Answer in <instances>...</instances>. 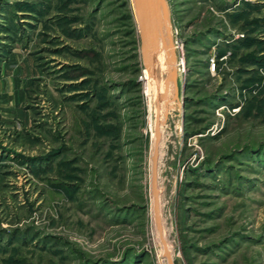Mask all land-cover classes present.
<instances>
[{"label":"rangeland","instance_id":"374dc122","mask_svg":"<svg viewBox=\"0 0 264 264\" xmlns=\"http://www.w3.org/2000/svg\"><path fill=\"white\" fill-rule=\"evenodd\" d=\"M164 3L161 77L172 55L176 76L157 171L174 264H264V0ZM4 62L0 264H166L132 0H0Z\"/></svg>","mask_w":264,"mask_h":264},{"label":"bare ground","instance_id":"6f19581e","mask_svg":"<svg viewBox=\"0 0 264 264\" xmlns=\"http://www.w3.org/2000/svg\"><path fill=\"white\" fill-rule=\"evenodd\" d=\"M156 1H157V6H158V14H157L158 38H157V53H156L157 67H156L155 73H153L151 62L149 60L145 59L143 54H142V57H143V62H144L145 68L149 74L148 75V77H149L148 84L146 83V88L150 89V90H151V88H153V90H154V96H153V98L155 100L154 110H157L155 113V116L157 115L159 124L161 125L159 116L161 114L162 103H163L162 101L164 99H166V97L168 96V94L170 92V88H171L172 83H173V77H174V75L176 76V70H175V68L173 69V55H172V60L169 63L170 64V66H169L170 70H168L169 74L165 80L161 77V69L164 66V58L162 57V55H160L161 52L159 53L160 46L165 47V49H167L168 52H170V53L172 51H171L169 35L167 38V44H166V37H164V30L166 29L168 10L166 8L164 0H156ZM132 3L134 5L133 0H132ZM168 52L166 51V53H168ZM168 60H170V56L166 54V61L168 62ZM174 82H175V80H174ZM155 116H154V122H155ZM159 133H160V131H159ZM154 140H155V134H154V138H153V143H154ZM153 145L154 144H152V146ZM152 175L153 174H152V169H151V177L150 178H151V213H152V223H153L152 229H153V235L155 238V242L157 245L159 244L160 249H162V253H163V245H164L163 241H164V243H165V245L169 251H170V247H169V243L167 242L166 235L164 232V227H163V220H162V213H161V201H160V190H159V185H158V171L156 170L155 181H154V178ZM154 187L156 188L155 193H154ZM156 215H158L160 218L161 231H158V229H157ZM170 254L172 257L171 251H170ZM172 259H173V257H172ZM164 260L166 261V259H164ZM166 264H167V262H166Z\"/></svg>","mask_w":264,"mask_h":264},{"label":"water","instance_id":"95a60500","mask_svg":"<svg viewBox=\"0 0 264 264\" xmlns=\"http://www.w3.org/2000/svg\"><path fill=\"white\" fill-rule=\"evenodd\" d=\"M134 12L140 31V41L142 54L145 59L149 60L152 64L153 73L156 72L157 67V38H158V6L156 0H133ZM160 124L158 121L157 115L155 116L154 122V134L155 140L153 145V151L151 155V169L152 176L155 181L156 170L158 165V155H159V142H160ZM155 185V184H154ZM156 188L154 187V193ZM156 225L158 231H161L160 218L156 215ZM163 253L162 257L166 259L167 264H174V261L171 257L170 251L167 249L163 241Z\"/></svg>","mask_w":264,"mask_h":264},{"label":"crops","instance_id":"0c3cea01","mask_svg":"<svg viewBox=\"0 0 264 264\" xmlns=\"http://www.w3.org/2000/svg\"><path fill=\"white\" fill-rule=\"evenodd\" d=\"M10 56H11V55H9V57H10ZM8 59H9V58H8ZM8 59H7V60H8ZM5 64H6V62H4V65L1 67V69H0V74H3V72L5 71V68H4ZM3 78H4V77H2V79H3ZM5 81H6V80H5ZM5 81H0V96L5 95V93H7V94L12 93L11 91H12L13 88H14V85H13L12 81H8L7 83H6ZM6 87H8V88H6ZM8 90H11V91L9 92ZM10 102L13 104L12 101H10ZM6 116L15 119L13 113H6Z\"/></svg>","mask_w":264,"mask_h":264}]
</instances>
